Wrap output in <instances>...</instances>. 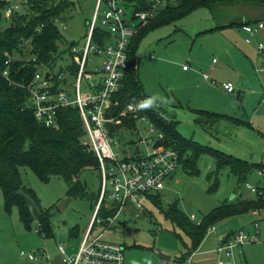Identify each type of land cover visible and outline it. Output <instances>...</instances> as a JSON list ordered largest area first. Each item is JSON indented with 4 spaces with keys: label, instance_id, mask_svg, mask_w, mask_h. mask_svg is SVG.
<instances>
[{
    "label": "rangeland",
    "instance_id": "1",
    "mask_svg": "<svg viewBox=\"0 0 264 264\" xmlns=\"http://www.w3.org/2000/svg\"><path fill=\"white\" fill-rule=\"evenodd\" d=\"M71 1L74 6L67 12L63 25L58 23L64 40L59 43V55L52 72H57L60 66L70 61L66 50L68 43L74 41L77 47L83 44L87 24L93 14L94 0ZM230 12L247 14L250 11L233 7ZM239 17L230 15L226 19L214 18L206 7H199L174 22L148 31L136 52L138 75L146 95H157L167 101L161 107L178 120L176 129L182 136L247 162H264V139L260 135V131H264V74L255 71L264 67V61L261 64L251 54L245 55L247 52L242 50L244 34L237 27L208 31L224 20ZM6 25L8 22H0V28ZM228 48H232V51L226 58L225 51ZM213 57L218 60L215 66L222 69L219 73L222 78L209 75V84L221 90L223 82L230 83L234 88L233 93H226L223 89V92L213 90L203 80L202 74L209 72L208 66ZM102 60V56L95 58L98 67ZM183 66L189 69L187 73L182 71ZM46 71L45 67L41 68L42 73ZM212 80L216 83L213 84ZM238 93L242 95L238 97ZM191 109L229 115L241 123L237 125L220 120L213 126H207L196 121ZM125 113L123 110L121 114ZM151 128L148 121L137 119L135 129H122L114 137L113 151L120 157L146 152V148L158 137ZM196 167V174H189L179 167L159 185L156 192L161 195L162 206L176 202L181 212L187 216L193 214L200 221L213 207L225 201L239 196L252 197L254 193L247 189L246 183L264 188V173L255 170L242 183H238L227 167L222 168L215 177L211 174L216 167L215 160L208 154L198 158ZM19 172L23 184L31 189L40 206L49 210L53 235L48 238L39 235L35 231L37 223L34 220L27 229L20 221L16 206L5 209L0 190V264H44L45 261H28L20 252L34 254L38 248H45L49 258L51 255L59 256L57 246L65 248L76 239L77 233L73 232L76 229L73 228H77L81 236L90 224L93 212L88 196L94 199L98 196L101 179L97 170H84L79 179L88 196L71 198L61 210L57 207L58 203L68 198L67 185L62 177L52 175L47 181H42L28 166H20ZM216 178L218 184L214 187ZM110 191L111 186L108 184L106 192ZM105 200L109 201L108 197ZM139 202V215H135L137 210L132 205H127L114 217L113 227L105 230L104 227L93 228L92 235L101 233L102 240L120 245L124 264H178L185 246H189L188 237L170 222L150 197L143 196ZM263 220L262 208L259 214L232 216L214 224V227L223 230L225 226H231L253 233L255 224L261 231ZM257 242L242 246L238 264L261 263L264 252L257 249ZM158 254L168 258L161 259Z\"/></svg>",
    "mask_w": 264,
    "mask_h": 264
},
{
    "label": "trees",
    "instance_id": "2",
    "mask_svg": "<svg viewBox=\"0 0 264 264\" xmlns=\"http://www.w3.org/2000/svg\"><path fill=\"white\" fill-rule=\"evenodd\" d=\"M131 1L132 9L138 11L150 9L153 2V0ZM2 6L3 2L0 0V22H8L4 28H0V190L5 209L9 210L12 206H16L22 224L29 229L30 223L36 221L37 232L48 238L53 235L49 210L42 208L31 189L23 184L19 167H30L42 181H47L52 175L62 177L67 185V196L71 198L88 196L84 184L79 179L84 170H97L100 176L99 162L94 151L82 144L85 133L76 108H59L60 124L58 129H54L38 122L32 109L27 106L26 86L41 67L52 72L57 62L59 43L64 40L58 23L66 19L67 12L73 8L74 2L25 0L20 10L9 17L2 12ZM199 7H206L214 18L226 19L230 15H240L238 19L224 20L208 31L240 27L245 23L264 22V0H160L155 15L141 25L130 39L127 68L107 111V116L113 119V122L107 125L108 132L114 142V137L119 135L120 130H133L136 120L144 118L153 130L161 134V137H157L153 142L154 146L174 149L179 155V167L187 173L196 174L198 158L208 154L214 158L216 165L212 175L216 177L222 168L227 167L230 173L236 176L238 183H242L253 170L264 173V162H247L182 136L176 129L178 120L161 106L148 110L135 108L136 104L149 97L145 94L138 75L136 52L141 39L148 31L174 22ZM233 7H243L250 12L247 14L230 12ZM93 38L101 45L109 38V33L97 26ZM70 43L67 45V51ZM7 60H9L8 64L5 63ZM6 68L9 71L8 79L1 74ZM59 69L63 70L62 66ZM68 69L71 73H75V64L69 65ZM52 80L54 87H57L60 80L56 75ZM129 105L133 106V110L121 114ZM191 112L195 114L197 122L207 126H213L220 120L231 121L237 125L241 123L232 116L207 110L191 109ZM260 135L264 139V132L260 131ZM217 184L216 178L213 186L216 187ZM19 189L33 198L38 210L25 203L17 194ZM154 193H145V196L150 197L170 222L180 228L189 239V246H185L178 264H183L185 258L197 249L210 226L232 216L264 208V188L258 187L252 197L239 196L225 201L213 207L199 223H196L190 215L181 212L176 202H168L162 206L160 193ZM88 197L92 203V210H95L99 193L95 199ZM117 209L118 204L105 200L104 197L95 216L101 219L102 226H106L108 218H113ZM229 237L228 235L227 238Z\"/></svg>",
    "mask_w": 264,
    "mask_h": 264
},
{
    "label": "built area",
    "instance_id": "3",
    "mask_svg": "<svg viewBox=\"0 0 264 264\" xmlns=\"http://www.w3.org/2000/svg\"><path fill=\"white\" fill-rule=\"evenodd\" d=\"M3 2L2 12L9 17L20 10L25 0H1ZM94 10L88 21L87 32L84 42L80 47L72 41L68 50L70 61L62 66L63 70L49 73L36 72L33 80L26 86L28 90L27 106L34 112L35 118L42 125L58 129V109L61 107H73L78 110L84 137L82 144L90 147L99 162L101 186L99 198L95 205V212L77 252L73 256H64V264H78L79 262L90 264H123L122 247L115 243L102 240L101 233L92 235L93 228H111L113 218H108L106 226L101 225V219L96 218L97 209L104 197L118 204L117 213H120L127 205H132L139 215L141 209L140 198L145 193L156 192L159 185L168 177L172 176L179 167V155L171 148L154 146V143L146 148V152L133 156H123L112 149L113 138L108 132V123L113 119L107 116L111 105L112 96L118 90L127 68V51L131 37L136 34L139 27L151 19L156 12L160 0H153L148 10L138 11L132 9L131 0H94ZM100 24V26L98 25ZM63 25V22H59ZM65 26V24H64ZM101 27L108 31L109 38L103 44H99L93 38L94 29ZM264 28V22L253 24L245 23L240 29L246 33L244 41L250 43L253 37H257ZM264 43L260 39L257 42L258 52H262ZM102 56L100 67L97 66L95 58ZM8 61H5L8 64ZM212 62H216L214 58ZM75 64V73H71L68 66ZM43 68V67H42ZM183 69H186L183 66ZM257 72L264 71V67L256 69ZM5 78H9L8 69L1 71ZM60 80L54 87L53 76ZM205 79H210L209 73L202 74ZM212 83L216 82L212 80ZM223 89L233 92L230 83H222ZM133 108L127 106L124 113ZM144 120V118H141ZM153 130V127L151 128ZM158 134V138L161 134ZM111 191L106 192L107 185ZM249 191L255 193L258 187L246 183ZM190 218L196 223L193 214ZM210 226L207 234L214 231ZM258 224L254 225L253 233L239 229L223 240L214 248L217 254L229 255L234 250H240L245 243L258 241ZM64 253L63 246H58ZM29 260L43 258L42 254L20 252ZM193 252L189 254L183 264H193ZM216 264H226L220 259Z\"/></svg>",
    "mask_w": 264,
    "mask_h": 264
},
{
    "label": "crops",
    "instance_id": "4",
    "mask_svg": "<svg viewBox=\"0 0 264 264\" xmlns=\"http://www.w3.org/2000/svg\"><path fill=\"white\" fill-rule=\"evenodd\" d=\"M237 29H238V31H241L244 34V38H245L246 37V33L244 31H242L240 29V27H237ZM260 39L264 43V28L262 29L261 33L257 37H253L252 38V40H251L250 43H246L244 41L245 44H244V47H242L243 48L242 50L245 51V52H247V53H245V55L246 54L247 55L251 54V56H253L255 59L258 60V62H260L262 64L263 61H264V57L262 56L264 50L262 52H258V50H257V42ZM230 47H232V46H230ZM231 49L232 48H230V50H229V48H228V50L226 49V51H225L226 58H228V55H231L230 54V51H232ZM214 58L215 57H213L211 59V62L209 63V66H208L209 67L208 68L209 69V72L208 73H209L210 76L211 75H215L218 78H222L220 76V74H219L222 69L220 70V68L217 65L215 66V64L218 63V60H216V62H214V63L212 62V60ZM182 71H184L185 73H187L189 71V69H183ZM256 73H259L260 75H263L264 74V71H260V72H257L256 71ZM203 80L206 82V84L210 88H212L213 90H216L218 92H223V90L226 93H233L234 92V91L233 92H227L225 89H223V87H221V90H219V88H215V87L211 86V84H209V79H205L203 77ZM224 81H226V80H224ZM227 81H229V80H227ZM241 95H242L241 93H238V97L241 96ZM262 132H264V131H262ZM262 155H263V158H264V146H263V154ZM255 163H258V162H255ZM261 210L262 209L255 210V211H250L248 213H250L251 215H255L256 213L259 214ZM92 212H93V215H94L95 210H92ZM221 221H223V220H221ZM89 225H87L86 231L88 230ZM37 228H38V223H37ZM37 228L35 229V231H37ZM73 229H76V230L73 231V232L77 233V235L75 236L76 239H74L73 241L69 242L65 246V248L63 247L64 248V253H61L59 251V249H58V246H57V250H58L59 256H57V255H51V257L49 258L50 255L47 253V250L45 248H41V249L38 248L37 251L35 252V254H42L43 255V258H39L37 260H29L27 258L28 261H32V262H38V261H42L43 262V261H45V262H43L44 264H64L63 261H62L63 256H65V255L66 256H73L77 252V250H78V248L80 246V243H81V241H82V239H83V237H84V235L86 233V231H84V233L81 234V236H79V232L77 231V228H73ZM239 229L240 228H237V227L225 226V228H223V230H218V229L216 230V228H215L214 231H212L211 233L205 235V237L203 238V240L200 243V245L193 252L194 253L193 254V260H194V263L193 264H216L217 261L220 260V259L224 260V262L226 264H238V256L240 255L239 253L240 252H243L242 247L240 248V250H234L235 251L234 253L232 251V253L229 254V255L217 254L216 252H214V248L218 244L222 243L223 240L227 239V236L228 235L231 236L230 234H232L233 232H236ZM75 233H73V235H75ZM71 235H72V233H71ZM258 242H257L258 244L256 246L257 249L259 248V249L262 250V252H264V224L262 226L261 231L258 233ZM253 243H255V242H253ZM262 255H263V257H262L263 259H262V261H261L260 264H264V253H262Z\"/></svg>",
    "mask_w": 264,
    "mask_h": 264
},
{
    "label": "water",
    "instance_id": "5",
    "mask_svg": "<svg viewBox=\"0 0 264 264\" xmlns=\"http://www.w3.org/2000/svg\"><path fill=\"white\" fill-rule=\"evenodd\" d=\"M42 68V67H41ZM49 75L48 72L45 73V77L47 78ZM17 194L25 201V203L29 206H31L32 208H34L35 210H38V206L37 204L35 203V201L33 200V198L28 194L26 193L25 191L19 189L17 191ZM71 201V197H68L64 200H62L61 202L58 203L57 207L61 210H63L67 204ZM159 258L161 259H167L168 257L165 256L164 254H158L157 255Z\"/></svg>",
    "mask_w": 264,
    "mask_h": 264
},
{
    "label": "clouds",
    "instance_id": "6",
    "mask_svg": "<svg viewBox=\"0 0 264 264\" xmlns=\"http://www.w3.org/2000/svg\"><path fill=\"white\" fill-rule=\"evenodd\" d=\"M162 97L154 95L152 97H148L142 101H140L138 104L135 105V108L137 110H148L155 107H159L162 104L166 103ZM129 107H133L132 105H129Z\"/></svg>",
    "mask_w": 264,
    "mask_h": 264
}]
</instances>
